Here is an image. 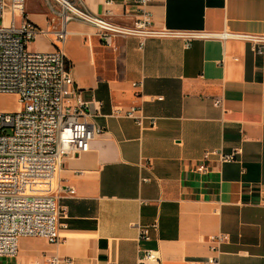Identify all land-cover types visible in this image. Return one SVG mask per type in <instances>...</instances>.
<instances>
[{"label":"crops","instance_id":"1","mask_svg":"<svg viewBox=\"0 0 264 264\" xmlns=\"http://www.w3.org/2000/svg\"><path fill=\"white\" fill-rule=\"evenodd\" d=\"M106 1L83 5L96 15L109 8L119 24L136 18L133 0ZM45 4H26L40 28ZM149 9L156 28L264 35V0H151ZM66 31L73 84L103 131L56 176L67 208L59 242L20 237L16 256L0 264H47L51 255L72 264H138L144 249L158 250L161 264H189L209 255L208 238L219 233L227 235L219 264H264V54L235 38H194L186 46L178 37H149L138 49L131 36L106 47L79 20ZM53 41L38 34L31 50L51 51ZM131 106L140 108L143 126L114 115ZM235 147L236 161L211 159L199 178L205 150ZM144 227L148 239L140 238Z\"/></svg>","mask_w":264,"mask_h":264},{"label":"built area","instance_id":"2","mask_svg":"<svg viewBox=\"0 0 264 264\" xmlns=\"http://www.w3.org/2000/svg\"><path fill=\"white\" fill-rule=\"evenodd\" d=\"M150 2L133 0L136 18L129 24H119L112 20L109 8L96 15L84 7L83 0H45L49 16L46 27L40 28L29 19L26 0H0V94L14 95L18 103L16 111H0V257H15L20 237L59 242V230L67 226V208L60 203L58 193L23 192L20 184L24 180L53 179L67 157L87 152L95 136L103 131L92 120L89 102L73 84L71 65L63 49L67 22L79 20L91 25L106 47L112 46L117 36L136 38L138 49L149 37H178L186 46L194 38L215 37L247 41L252 52L264 54V35L156 28ZM38 34L54 36L51 51L29 49ZM137 85L132 83L133 87ZM213 105L221 107V99L214 98ZM114 115L131 118L138 126H143L145 119L136 106L115 109ZM149 123L153 126L155 120L149 118ZM240 153V147L229 153L205 150L195 172L203 178L211 159L230 163ZM65 192L72 195L74 189L67 187ZM139 231L140 238L148 239V228ZM226 241L223 233L210 236L209 255L189 264H219L220 246ZM46 262L72 264L69 258L56 255L47 257ZM138 264H161L159 251L144 249Z\"/></svg>","mask_w":264,"mask_h":264},{"label":"rangeland","instance_id":"3","mask_svg":"<svg viewBox=\"0 0 264 264\" xmlns=\"http://www.w3.org/2000/svg\"><path fill=\"white\" fill-rule=\"evenodd\" d=\"M25 3V9L26 4ZM45 1V0H43ZM46 5V4H45ZM36 48V44H29V49ZM18 109V103L14 95L0 94V111L13 112ZM56 177L53 179H35V180H24L20 184V189L23 192H36V193H54L55 192Z\"/></svg>","mask_w":264,"mask_h":264}]
</instances>
